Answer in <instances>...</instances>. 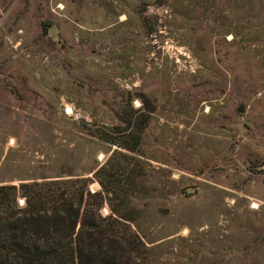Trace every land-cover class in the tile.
<instances>
[{"label": "rangeland", "instance_id": "rangeland-1", "mask_svg": "<svg viewBox=\"0 0 264 264\" xmlns=\"http://www.w3.org/2000/svg\"><path fill=\"white\" fill-rule=\"evenodd\" d=\"M151 107L150 264H264V0H0V185L101 191L99 133Z\"/></svg>", "mask_w": 264, "mask_h": 264}, {"label": "trees", "instance_id": "trees-1", "mask_svg": "<svg viewBox=\"0 0 264 264\" xmlns=\"http://www.w3.org/2000/svg\"><path fill=\"white\" fill-rule=\"evenodd\" d=\"M154 112L119 115V126L99 133L119 148L94 173L101 191L72 175L0 185V264H150L151 251L133 228L143 210L132 204L143 176L135 155ZM106 204L111 214L103 216Z\"/></svg>", "mask_w": 264, "mask_h": 264}, {"label": "water", "instance_id": "water-1", "mask_svg": "<svg viewBox=\"0 0 264 264\" xmlns=\"http://www.w3.org/2000/svg\"><path fill=\"white\" fill-rule=\"evenodd\" d=\"M54 32V29H52V34ZM187 194L192 195L193 193L197 192V188L195 187H189L186 189Z\"/></svg>", "mask_w": 264, "mask_h": 264}]
</instances>
